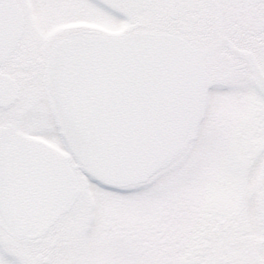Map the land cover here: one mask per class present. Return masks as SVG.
<instances>
[{
  "label": "snow or ice",
  "instance_id": "6c2138e0",
  "mask_svg": "<svg viewBox=\"0 0 264 264\" xmlns=\"http://www.w3.org/2000/svg\"><path fill=\"white\" fill-rule=\"evenodd\" d=\"M0 264H264V0H0Z\"/></svg>",
  "mask_w": 264,
  "mask_h": 264
}]
</instances>
